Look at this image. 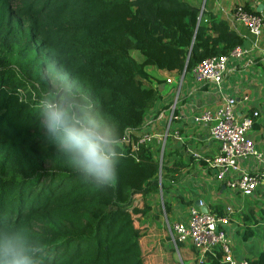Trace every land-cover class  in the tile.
Instances as JSON below:
<instances>
[{
	"label": "trees",
	"instance_id": "1",
	"mask_svg": "<svg viewBox=\"0 0 264 264\" xmlns=\"http://www.w3.org/2000/svg\"><path fill=\"white\" fill-rule=\"evenodd\" d=\"M242 41L207 0H0V230L26 228L43 245L41 264H161L144 246L162 215L149 212L147 196L171 189L188 161L168 150L160 165L153 144L139 141L158 98L147 67L191 72ZM46 64L57 66L51 81ZM65 77L121 131L117 177L104 190L80 178L40 123V99ZM172 208L165 199L167 215ZM221 255L216 248L198 264H230ZM251 261L264 264V249Z\"/></svg>",
	"mask_w": 264,
	"mask_h": 264
},
{
	"label": "crops",
	"instance_id": "2",
	"mask_svg": "<svg viewBox=\"0 0 264 264\" xmlns=\"http://www.w3.org/2000/svg\"><path fill=\"white\" fill-rule=\"evenodd\" d=\"M202 2L204 6L206 0H201ZM207 3L220 17H224L238 3L246 4L264 15V0H207ZM236 31L243 37L241 45L249 48V51L240 60L231 61L222 80V88L238 99L239 115L252 109L259 110L256 126H252L249 133L259 146L264 147V26L256 46L252 44L254 35L243 24H238ZM189 73V77L185 73L181 82L178 78L180 72L175 69H158L157 75L151 74L150 77L152 85L157 89L158 98L146 114L139 130L152 129L155 133L162 128L167 130L166 137L159 138L154 143L159 157L163 158L164 153L168 155L169 150L170 160H173L177 154L174 150L177 149L188 163L180 170V179L167 191L170 199L165 196L161 185L158 192L147 196L151 205L149 212L161 209L162 215L157 220L171 223L187 220L192 205H198L200 209L203 205L206 209L219 206L221 211L230 206L232 211L227 231L231 237L233 255L237 259H253L264 249V194L259 192L258 195L247 196L249 199L245 201L240 194L233 193L230 189L228 191V188L207 172L203 162L195 158L193 152L212 156L217 151L218 142L209 135L208 126L196 123L193 116L205 107L214 108L219 103V98L215 89L207 83L197 81ZM245 93L250 94L246 101L242 100ZM168 110L169 113L166 114ZM174 133L181 138H177ZM169 136L171 140L167 144ZM248 168L252 170V166ZM165 199L173 207L168 215L164 210ZM196 260L189 259L187 264H194Z\"/></svg>",
	"mask_w": 264,
	"mask_h": 264
},
{
	"label": "built area",
	"instance_id": "3",
	"mask_svg": "<svg viewBox=\"0 0 264 264\" xmlns=\"http://www.w3.org/2000/svg\"><path fill=\"white\" fill-rule=\"evenodd\" d=\"M224 18L235 29L238 24H243L254 35L252 44L257 45L264 26L262 12H254L246 8L245 4L238 3L225 14ZM248 51L249 48L238 44L228 53L202 59L191 70L193 77L199 82L207 83L213 90L215 89L219 98V103L214 108L205 107L193 116L196 123L208 126L209 135L218 142L217 151L212 156H205L199 152H193V154L199 161L204 160L203 167L209 174L233 193L241 196L258 195L259 192L264 194V147L259 146L249 133L260 113L258 109H252L239 115V101L235 95L223 90L222 80L231 61L240 60ZM184 75L183 70L180 73V82ZM249 98V93L242 95L244 101ZM140 132V142H151L158 134L152 129L140 130ZM166 134L167 130L163 132L164 138ZM174 135L181 138L177 133ZM123 139H126V136ZM161 160L160 156L158 158L160 165ZM248 166H252V170ZM161 171L160 169L159 178ZM231 211L230 206H227L225 211L210 208L201 210L198 205L190 206L187 220L167 222L171 243L176 248H178L177 241L189 248L193 247L197 251V260L194 264L206 261L207 255L216 248L222 252L220 258L222 262L252 264V259H237L233 255L232 241L227 231Z\"/></svg>",
	"mask_w": 264,
	"mask_h": 264
},
{
	"label": "clouds",
	"instance_id": "4",
	"mask_svg": "<svg viewBox=\"0 0 264 264\" xmlns=\"http://www.w3.org/2000/svg\"><path fill=\"white\" fill-rule=\"evenodd\" d=\"M55 64L45 65V76L56 73ZM61 87L44 94L39 118L57 152L88 185L96 190L110 187L116 177L122 134L119 127L86 93L64 78ZM43 245L35 244L26 228L0 230V264H41Z\"/></svg>",
	"mask_w": 264,
	"mask_h": 264
},
{
	"label": "rangeland",
	"instance_id": "5",
	"mask_svg": "<svg viewBox=\"0 0 264 264\" xmlns=\"http://www.w3.org/2000/svg\"><path fill=\"white\" fill-rule=\"evenodd\" d=\"M131 53L138 60L142 59V55L138 49H132ZM147 68L151 74L157 75L158 68L154 66H148ZM188 75L190 76L189 72H187L186 76L189 77ZM178 78H180V74H178ZM166 91L167 89L164 90V92ZM167 113H169V110L166 112V114ZM163 132H164V128H162L161 131L158 132V135H155V136L157 138H164ZM156 137H154L151 140V143L153 144L154 148H156V145L154 144L157 141ZM170 140H171V137L169 136L167 138V144H169ZM156 152H157V157L159 158V152L158 151ZM227 190L229 191V189ZM164 193L167 198L169 199L171 198V196L168 194L166 190H164ZM243 197L245 201H248L249 197H247L246 195H244ZM170 216L171 215H169V217ZM160 220H157V222H155L154 220L149 221L148 226L146 227V233L143 236V240L146 241V244L144 246H150L152 250L154 251V253L150 254V251H147V252H149L150 256L154 254L156 257L159 258L158 259L159 261L161 259V264H182L180 255L183 256L184 260L182 261L184 262V264H187L189 259L186 257L187 252L185 250V247L180 246L179 248H176L174 244L171 243L172 241L170 240V237L168 234L167 222L164 220V223H163V221H160ZM171 221H173V219ZM144 225L146 224L144 223ZM168 251H171V253ZM151 263L157 264V258L153 257Z\"/></svg>",
	"mask_w": 264,
	"mask_h": 264
},
{
	"label": "water",
	"instance_id": "6",
	"mask_svg": "<svg viewBox=\"0 0 264 264\" xmlns=\"http://www.w3.org/2000/svg\"><path fill=\"white\" fill-rule=\"evenodd\" d=\"M201 7H203V2L201 3ZM222 185L224 186V184H222ZM196 201L198 202V200H196ZM201 209H202V210H206V206L203 205V206L201 207Z\"/></svg>",
	"mask_w": 264,
	"mask_h": 264
}]
</instances>
